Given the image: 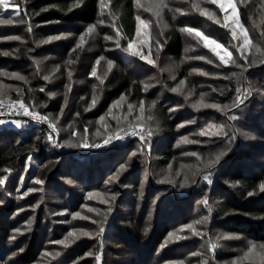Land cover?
<instances>
[{
  "label": "rangeland",
  "instance_id": "rangeland-1",
  "mask_svg": "<svg viewBox=\"0 0 264 264\" xmlns=\"http://www.w3.org/2000/svg\"><path fill=\"white\" fill-rule=\"evenodd\" d=\"M231 2L236 5L237 15L239 16L241 24H243L244 28L247 30L249 40L251 41V45L246 51V55H248L250 62L253 53L256 52L255 46L259 45L261 49H264V0H231ZM27 3H29V0H26V2L25 0H10V7L8 9L0 8V13H3V15H0V19H12L14 21L20 19H24L26 21L29 20L30 14L27 13V16L25 15V11L28 12ZM105 3L107 7L103 12H100L99 19L95 23V30L91 34H85V42L81 44L80 47L76 46L80 35L75 36V33L73 32L61 33L63 34H60L61 39L56 41H51L44 44L37 43L39 40L46 39V37L49 36L46 32L48 27L36 23L31 18L30 22L33 25V29L31 32L27 31V23L0 25V37L17 35L20 36L21 40L19 41L30 42L32 48H36L35 54H38L37 57H34L36 56L35 54L34 56L31 54L29 56V58L33 61V65H36V60H41V64L39 67H35L34 65V67L37 68L38 71L37 69H30L28 70V73H19L27 78V82L18 80L17 78L12 76L4 75H0V82H3L4 85L11 86L6 89V96L11 95L9 92H17V89H21L23 93V89L27 87L28 92H30L32 95L33 101L35 102V98L39 95V101L44 107H47L49 109V113H46L45 115L51 114L50 119L54 121L55 118L59 116V121L57 122L59 135L56 137V139L58 140L60 145H63L64 141L70 138L72 131L77 132V137H71L73 140H76L78 137L84 134L83 129L79 127V123L77 121L78 116L76 115V106H78V104H80L81 101L84 100L85 90L91 88L92 98L90 102L85 105V108L88 109L87 112L94 113V116L91 117L90 125L89 127H87V137L89 143L95 142L103 144L104 135L107 134L105 132V129L103 128V123H107L109 125V129L107 131H114L117 127L116 118L121 120L120 126L125 127L128 122H135L136 116L139 115V105L131 103L126 95H123L125 97V100L120 102L119 107L114 106L113 101L119 100L121 96L114 99L107 106L101 103L103 89L104 87H106L104 85L107 81L109 73L113 68H115V61L112 58L119 57L121 62L127 64V67L133 68L134 71L142 74L141 80H143V86L144 84H150L151 87L147 92L152 93L153 91H157L156 98L162 97L161 99H164V96H166V94L171 93L177 97L181 96L183 97V100H186L184 104L178 100L181 104L176 101L177 103H174V106L170 107L173 109L172 112L174 116H179V118L181 119L184 118L179 122V124L183 126L176 129L177 134L174 137L175 141L173 144V150L175 152L173 153V159L170 162L172 176L175 178L176 183L180 184V182L183 180L185 171H187L188 169L194 170L195 166L201 164L202 160H206L210 158L211 155L218 154L220 151H225V153L227 154L229 151L233 150L234 147L236 148L239 142L237 140V135L231 143H229L228 139L226 138L217 139L199 135V130L205 127L208 123H225L227 125H230L227 118L230 115H233V112L237 110L236 108L228 109V115L226 116L218 109L204 108L197 110L192 107V104L200 99V94L202 92L207 94L204 97L205 103H216L212 101V97L216 95V92H223V88L218 87L219 84H216L212 79L209 78L212 76H210V74L208 76H204L203 72H206V70L213 73L215 72V76L219 77V70L226 75H230V73L233 72L239 73L242 71V69L237 66L238 64L244 62L240 57V45L243 43L242 35L240 34L239 30H237V36L233 37L231 30L224 26V17L226 14L228 16H231L232 8L226 7V9H222L220 7V3H224L227 6L229 0H219V2L217 3H212V0H139V4L143 5V7L137 6L138 16L140 17L141 21L145 22L146 27L145 24L140 25V36L137 37L136 34L133 41L135 43V47L141 50L144 55L149 57V59L155 61L154 64H150L146 60H141L137 56H133L130 53L124 52L123 49L127 47V43L129 40H124L121 34L119 48L116 47L115 39H105V36L115 37L117 29L115 20L112 19V14H110L111 11L109 0H105ZM193 3L200 4V7L202 9L207 8L208 11L212 13L216 19H210L209 17L204 16L201 12L192 8ZM156 5H167V7L156 9ZM150 7L153 8L154 11H149L148 9ZM243 7H247L250 13V21H248V23H245L241 16V9ZM21 9H23V11H21ZM166 9L169 10L174 20L184 19L183 21H186L180 24L181 29L195 28L192 26V20L194 19L191 18L192 16H198L203 22L202 27L195 28L199 32L203 33V36H189L187 32H182L184 36L185 47H187L188 45H194V47H192L187 53L184 51V59L181 62H174L173 59H168L162 49H160L159 57H157L158 45L155 43V41L157 39H159L160 41L162 40L161 32H164L167 28L165 20ZM177 9H181V11H176ZM155 10H160L159 17L155 15ZM17 11H19V16L16 15ZM100 19H103L105 21L104 24L98 23ZM217 21H219V23H217ZM138 23L139 21H137V24ZM227 23H231V20H229ZM113 24H115V28L112 27ZM87 25L83 26L81 33L85 32ZM219 28L226 29L230 32L231 37L228 45H223L218 42L216 38V31L219 30ZM18 29L21 30L20 32L16 33ZM204 36L208 37L206 43L203 41ZM17 42V40L0 39V49H2L3 53L9 52L12 55L16 56V54L14 53L17 51ZM61 43L65 45L69 44V49H67L65 53L56 51L63 50V47L56 45ZM212 48H217L220 55H223L229 59V63L224 64L223 62H221L219 56L212 51ZM76 49H78L79 51H83V60L79 61L76 58V55L73 54ZM225 49H227V51H225ZM199 52L204 53L202 55H199L197 54ZM228 53H231L230 57L228 56ZM185 56H203L205 57V59H185ZM43 57H48V59L44 60ZM101 57H103V59H100L99 64H97V59ZM70 60L74 61V63H68V61ZM109 60L113 61L111 70L108 69L107 65V61ZM209 60H211L212 63H208ZM231 60H236L237 65H233L231 63ZM212 64L214 66H211ZM56 65H59L60 67L56 69V71H53V69L56 68ZM93 66L96 67L95 76L91 75ZM262 67L263 65H258L247 69V71H245V77H247V79H241L240 81H237L235 79L238 87H248L249 84H251L254 90H262L259 91V93L261 92L264 97L263 89L260 87L256 88L254 86L258 84V79H252V81L250 79L251 72ZM183 68L187 69L190 81L195 82L194 87L188 86L185 80H183V85L180 84L182 80L178 78V74L180 69ZM161 69H164V71H161ZM192 69H200L201 71L193 72ZM0 70L6 71L5 68ZM69 70L72 71L71 80H69V77L67 75ZM7 72L11 73L12 71L8 69ZM34 72H39L42 78L38 84L39 87L36 88H32L30 86V81H32L31 78H33L32 74ZM45 75L50 76L49 81H45L43 79V76ZM172 76H175V79H172ZM101 78H103L102 84L100 82ZM69 83H71L72 87L71 90L67 92L68 103L67 105H65L64 95L67 91L66 85H68ZM94 85L96 86L95 89L93 88ZM165 85H167V87H165ZM177 86H180L182 91L173 93L171 91V88ZM163 88H165L166 91H159ZM41 89H43V91H41ZM254 90L247 99L252 98L256 94V91ZM189 91H192L191 96H187V93ZM49 93H56V95L49 96ZM94 95L98 97L96 104L93 107H89V105L92 103ZM129 104L133 105V111L131 114H128ZM219 104L223 106L224 104H230V102L225 101ZM243 104H241L240 106H242ZM28 106L29 109H37V107H33L31 105ZM109 107H112L111 115H107ZM57 108L60 110L56 114L55 110ZM62 108L63 113L61 114ZM190 110L191 112H189ZM126 114L128 116V120L124 121L123 117ZM145 115L146 113L144 112V117L146 118L147 116ZM100 116H105L104 122L99 121ZM186 120H192L195 121V123L185 124L184 121ZM4 121H7V123L0 124L1 126L16 125L13 123L15 119H4ZM28 125L34 126V124L30 122H27L26 124H23L21 126H16L18 128L24 129ZM70 125H72L71 128L69 127ZM97 128H99L101 131L100 136L96 135ZM232 128L233 126L228 129L230 135ZM49 131L50 130H48V132ZM181 136H187L189 140L200 142L177 145L176 141ZM135 139L140 141L138 137L132 136L126 141L127 143L124 141L122 142L123 144L121 143L122 145L119 144L117 147H128V142H132ZM139 147H141V145L139 144H136L135 148L132 149L130 147L125 149L124 147L123 154L125 155L128 153L127 157L129 156L130 158L132 157L131 154L133 152H137V155H140L142 157V153L137 151ZM64 148L68 150H80L82 153L87 154L98 153L93 150L91 151V148L68 147L66 145L64 146ZM153 148L154 146L151 148V150H153ZM149 152L151 151L149 150L147 154ZM182 153H197L198 155H182ZM149 155L151 156L150 153ZM225 156L226 155L222 157L220 163L213 170V183L209 185V187L214 186L215 179L222 165L221 162H225L223 161ZM112 163H114V161ZM112 163H107V172H105L101 178V185L103 184V186L101 188H93L89 191H86L84 188H82V186L86 184V181L83 180L82 183L80 179L76 178V175L80 173V169H75L74 167L72 170H66L65 174L59 178L58 182H54L51 184L44 182V184L41 185L36 183V180L40 179L38 177H34V173L27 176L24 173L21 178H18L16 180L7 175L8 180L4 185L0 186V200L4 201L3 204H0V264H55V261H57L58 258L63 255L69 248L81 244L82 242L84 244L85 242H89L92 244L97 239H99V237H81L79 240H74V242L68 246L54 243L55 241L63 240L64 237L67 236L73 228L86 229L89 231L98 230L99 225L93 223V221L102 220L103 217L97 212H91L89 209L96 208L100 210L101 213L107 210L109 205L104 204L102 201L103 199L109 198V194L111 192H117L115 186L119 185L122 174L126 171L125 170L120 173V180L118 182L107 184L106 181H108V179L116 173L113 172L111 173V175L107 174L108 170H110L113 166ZM182 165L187 167L182 168ZM28 166L29 162L26 166V170L28 169ZM168 166L159 168L158 175H160V177L157 178L159 182L168 183L167 181L162 180V170L167 169ZM178 169L181 172L180 175H176V171ZM2 176H4V174L0 175V177ZM196 180V184L189 183V185L180 188H188L192 186L196 188L198 183L205 185L207 184L201 176H197ZM69 181H71V183H69ZM28 187H33L40 190L29 193L28 196L24 197L22 194L23 192L27 191ZM89 192L97 193L100 195L94 198H88ZM189 193L190 191L186 189L181 192V195L183 197H186L189 196ZM75 194H81V196L83 197V202L81 200L74 201V197L70 199L71 195L75 196ZM208 199L211 203L209 197ZM42 204H45L46 206V210L44 211V219L47 220V222L45 224V221L43 220V227L41 229L42 237H40L39 239L40 249L33 260L28 262H22L21 260L18 261L16 258L14 259V249L19 245L27 232H30L35 227L36 214ZM194 204L196 206H194V209H192L193 212L195 211V214L192 215L193 217H191L188 222L174 225V227L171 229V232H173L174 235L169 239V243L163 248H168L167 251H170L169 253H167L166 257L171 255L170 248L172 246L179 247L180 245H183L182 249H177L178 251L176 252L179 253L177 254V256L172 255L168 259H164L161 261V263L158 264H176V262L179 261H183V264H199L200 260L208 259L207 246L201 247V245L205 244L208 235L213 236L214 241L218 243V249L215 253V264H229V262L233 260H236L237 264H259V261L255 258L252 260H242L237 258L242 257L244 251L247 250L248 241H252L257 245L264 242L250 240L249 238H245L242 235L226 232L224 230H221L218 233H216L215 231L211 233L210 227H212L213 224L211 215L210 220L207 224L194 225V227H196L198 230L205 231L206 235L203 237L195 236L194 234H192L190 229L183 228L184 224H190L193 221L200 220L202 217L209 215V213L205 212V210L203 209L204 207L201 198L196 200ZM34 205L35 207H33ZM85 205H87V207H85ZM67 206L74 207L71 210V208L69 209ZM65 209H67V211H65ZM74 212H80L81 216L73 217L72 213ZM115 214L116 213L113 204V212L109 216L108 225L106 226V228L110 226L112 216H114ZM83 217L90 218L84 219ZM29 220L32 221L30 226L28 224ZM64 225L66 227H63ZM15 228H20L21 233H13V229ZM169 232H167V234L163 237L161 244L164 242ZM13 235L16 236L15 239H12ZM217 236H220L221 238L219 240H216ZM104 237L105 235L102 238L103 256L107 249L105 246L106 239ZM176 237H181V239L177 240ZM160 245H158L156 250V252H159L158 254H160L163 250L160 248ZM108 251V254H111V256H114L115 258L123 259L126 258V255L127 257L130 256V254H123V256H121L122 252L113 253L112 249ZM256 251H259V247H257ZM89 252H91L92 255H84L80 258V261L78 263L85 264V261L88 260V264H97L93 250H90L87 253ZM192 252H201L204 253V255L192 256L190 255ZM48 253H51V255H48ZM57 253H59V255H57ZM218 255H222L225 260L221 261L219 258H217ZM175 257L177 258L173 259Z\"/></svg>",
  "mask_w": 264,
  "mask_h": 264
},
{
  "label": "trees",
  "instance_id": "trees-1",
  "mask_svg": "<svg viewBox=\"0 0 264 264\" xmlns=\"http://www.w3.org/2000/svg\"><path fill=\"white\" fill-rule=\"evenodd\" d=\"M74 3L76 0H29L27 13L30 14L29 17L33 21L48 27L47 35L73 32L75 36H78L81 34L83 26L97 22L101 10L99 0H84L82 5L78 4L73 8L71 6ZM136 4V0H109L111 14L116 16L115 23L124 40H133L136 35L137 20L135 17L138 16ZM41 9L44 10L41 11ZM241 16L245 23L250 21L247 7L241 9ZM191 18H194L192 20L193 27L203 26V22L198 16ZM165 20L167 28L160 41L164 45L162 51L168 59L181 62L184 59L185 41L180 24L186 21H183L184 19L174 20L167 9L165 10ZM20 30L18 29L16 33ZM230 37L231 34L226 29L219 28L216 31V38L223 45H228ZM56 45L63 47V50H56L60 53H65L69 49V44ZM35 49L27 41L17 42V51L14 53L16 56L12 54L4 56L0 49V69L5 68L6 72L9 69L17 73H28L30 69H37L35 64L34 67L32 59L29 58L30 54L34 56ZM203 53L197 54L202 55ZM73 54L79 61L83 60L82 50L76 49ZM35 55L34 57H37L38 54ZM112 59L115 61V68L108 75L101 103L107 106L121 95H126L131 103L139 106L140 101L143 100L144 108H146L145 116L153 115L155 117L152 122L151 148L153 146L154 148L153 150L150 148L151 156L149 153H142V157L136 155L130 159L129 156L127 157L128 153L123 154L124 147L132 149L136 144L143 145L144 142L137 139L129 141L128 147L106 148L96 154H87L80 150H58L46 139L48 129L44 126L28 125L21 129L16 125H0V175H8L16 180L21 178L24 173L26 176L34 173V177L51 184L58 182L66 170H72L74 167L80 169L76 178L80 179L82 183L83 180L86 181L82 188L89 191L103 186L101 178L107 172V163L114 161L107 173L111 175L117 171L121 163L126 162L127 169L122 174L119 185L115 186L120 195L114 202L116 214L112 216L111 224L106 228L104 234L107 249L102 264H158L172 255L177 256L179 253L176 251L182 249L183 245L172 246L170 248L171 255L167 257V253L170 252L167 251L168 248L158 254L157 247L174 225L188 222L193 217L195 211L193 212L192 209L196 206L195 201L199 198L202 200L205 195L210 198L213 205L210 214L213 221L212 227H210L211 233L224 230L242 235L250 240L264 242V191L259 189L260 183L264 181V97L261 92L259 93L262 90H254L256 94L245 100L244 104L233 112V115L237 117L236 120L227 118L230 125L239 130L237 132L239 142L236 148L234 147L224 157L223 161L225 162L219 169L214 186L209 187L207 184L198 183L196 188L193 186L180 188V184L159 182L157 178L160 177L158 175L159 168L167 167L173 159L175 152L173 144L177 134V125L184 119L174 116L169 109L174 106V103H177L176 101L179 100L184 104L186 100L171 93L164 96L166 99H161L162 97L156 98L157 91L145 92L143 83H141L143 81L141 80L142 74L127 67V64L121 62L119 57ZM206 72L212 76L209 77L210 79L219 84L218 87L223 88V92H216L212 101L231 103L236 96L235 89L238 87L235 78L225 79L229 74L226 75L220 70L219 77L215 76V72L207 70ZM32 75L30 86L32 88L39 87L38 84L42 79L40 73L34 72ZM178 76L179 79L185 80L188 86H195V82L189 79L187 69H180ZM250 79L251 81L258 79V84L254 86L260 87L264 91V65L260 69L253 70ZM164 90L165 88L159 91ZM9 93L11 95L6 97L23 99L25 104L37 107L34 111L44 115L49 113V109L39 101V95L35 98V102L33 101L27 87L23 89L22 95L13 91ZM84 94V100L76 106V112L80 113L77 121L83 130L85 127H89L91 117L94 116V113L85 111V105L92 98L91 88L86 89ZM152 100H156L154 108L150 107ZM179 101L178 103L181 104ZM59 110L58 108L55 110L56 114ZM29 157H31L30 160ZM28 162L29 166L26 170ZM8 168L12 169L11 173L6 172ZM237 181L239 183H236ZM233 184L236 186L233 187ZM186 189L190 191L189 196L183 197L181 192ZM253 189L256 190L254 195L248 196L247 193ZM81 194L71 195L70 199L74 197V201H82ZM67 207L72 210L74 206ZM203 207L208 213L207 208L204 205ZM45 210L46 206L42 204L36 214L35 227L33 226L34 228L27 232L14 249L16 253L14 259L28 262L36 257L40 249L39 239L42 237L43 220L45 224L47 222L44 219ZM145 227L149 229L147 233L144 232ZM100 243L101 238L92 244L82 242L69 248L55 261V264H73V261L78 263L80 261L78 258L83 257L88 251L93 250L96 254L100 250ZM21 248L23 251H19ZM110 249L113 253L122 252L121 256L123 254H130V256L126 255V258L123 259L115 258L108 254ZM217 258L221 261L225 260L222 255H218ZM85 264H88V260L85 261ZM209 264H215V260H209Z\"/></svg>",
  "mask_w": 264,
  "mask_h": 264
},
{
  "label": "snow or ice",
  "instance_id": "snow-or-ice-1",
  "mask_svg": "<svg viewBox=\"0 0 264 264\" xmlns=\"http://www.w3.org/2000/svg\"><path fill=\"white\" fill-rule=\"evenodd\" d=\"M26 2V0H25ZM84 2V0H76V3H74L71 7H76L78 4L82 5ZM219 2V0H212V3H217ZM137 6L138 7H143V5L139 4V0H136ZM99 5H100V10L101 12L104 11V9L107 7L105 0H99ZM10 7V0H0V8L3 9H8ZM156 9H161L162 7H167V5H156L155 6ZM220 7L222 9H226V7H230L232 8V14L231 16H228L227 14L225 15L224 19H225V27L229 28L231 30L232 36L236 37L237 36V30H239L240 34L242 35V40L243 43L240 45V57L242 58V60L244 62L240 63L237 65V61L236 60H231V63L233 65H237L238 67H240L242 69L241 72L239 73H230L229 76L225 77V79H232L235 78L237 81H240L241 79H247V77H245V71H247V69L252 68L254 66H258V65H264V49H261L259 47V45L255 46L256 47V52L253 53L252 55V59L249 62V58L248 55H246V51L247 49L250 47L251 45V41L249 40V36H248V32L247 30L244 28L243 24H241L239 16L237 15V9H236V5L234 3L231 2V0H229V3L227 4V6L224 3H220ZM192 8H194L195 10L201 12L204 16L209 17L210 19L215 20V16L210 13L208 11L207 8H201L200 4L198 3H193L192 4ZM44 9H41V11H43ZM149 11H154L153 8H149ZM21 11H23V9H21ZM176 11H181V9H177ZM111 14V13H110ZM0 15H3V13H0ZM17 16H19V11H17L16 13ZM25 15L27 16V12L25 11ZM155 15L157 17L160 16V10H155ZM112 19L115 20L116 16H112ZM135 19L137 21H139V23L136 26V34L137 37L140 36V25L141 24H145L144 21L140 20V17L137 16L135 17ZM229 20H231V23H227ZM104 20L100 19L98 21L99 24H104ZM13 23H18V24H25L27 23V31L31 32L33 29V25L30 22V18L29 20H24V19H20V20H12V19H0V25H8V24H13ZM217 23H219V21H217ZM113 28H115V24L112 25ZM146 27V24H145ZM96 28L95 24H89L87 25L85 32L80 34V38L77 41V47H80L81 44H83L85 42L84 37L85 34H91ZM182 32H187V34L189 36L195 35L196 37H200L203 36V33L199 32L197 29L195 28H182L181 29ZM63 35V34H61ZM61 35H49L46 37V39H41L39 40L37 43L39 44H44L47 42H51V41H56L61 39ZM70 35V34H69ZM161 35H163V32H161ZM0 39H7V40H21L20 36H8V37H0ZM106 40H113L115 39L116 42V47L119 48L120 47V30L117 28L116 29V36H105ZM208 40L207 36L203 37V41L206 43ZM155 43L157 45H159V48H157V57H159V52L160 49L163 48V44L160 43V40L157 39L155 41ZM192 47H194V45H188L187 47H185L184 51L187 53ZM124 52L126 53H130L133 56H137L139 57L141 60H146L148 63L150 64H154L155 61L149 59L148 56L144 55V53L139 50L137 47H135V43L133 40H129L127 43V47H125L123 49ZM212 51L216 53V55L219 56L220 60L224 63V64H228L229 63V59L223 55H220L219 51L217 50V48H212ZM225 51H227V49H225ZM259 54V55H257ZM4 56H9L11 55V53L9 52H4L3 53ZM228 56H231V53H228ZM44 60L48 59V57H43ZM100 59H103V57L97 59L96 63L99 64ZM185 59H200L203 60L205 59V57L203 56H199V57H190V56H185ZM68 63H74V61H68ZM208 63H212L211 60L208 61ZM41 64V60H36V65L37 67H39ZM107 65H108V69L111 70L112 66H113V61L109 60L107 61ZM60 66L56 65V68L53 69V71H56V69H58ZM161 71H164V69H161ZM193 72H197V71H201L200 69H192ZM0 75H4V76H12L17 78L18 80L21 81H25L27 82V78L17 72H6L3 70H0ZM69 80H71L72 77V71L69 70L67 73ZM91 75L95 76L96 75V67L93 66L92 71H91ZM204 76H208L209 73L208 72H203ZM43 79L45 81H49L50 80V76L49 75H45L43 76ZM172 79H175V76H172ZM101 84L103 83V78H101ZM143 83V82H141ZM184 81L182 80L180 82L181 85H183ZM9 87H11L10 85H4L3 82H0V109H5L7 112H21L23 113V115L29 116L32 119L36 120L37 122H47V124L49 125L50 131L47 134L46 139L48 141H50L53 145H56L58 143L56 137L59 135V129L57 127V122L59 121V116H57L55 118V121L50 119V115H40V113L32 110H29V106L27 104L24 103L23 99H18L15 101H12L11 99H5L6 97V89H8ZM71 83H69L68 85H66V89L67 91L65 92L64 95V104L67 105L68 103V94L67 92L71 90ZM95 85L93 86V88L95 89ZM144 91L147 92L148 89L151 87L150 84H144ZM165 87H167V85H165ZM253 88L251 86V84H249L248 87H237L235 89L236 92V96L233 98V100L231 101L230 104H224L223 106L219 103H205L204 102V97L207 95L206 93H201L200 94V99L197 100L195 103L192 104V107L199 110V109H204V108H211V109H218L220 112L224 113L226 116L228 115V109L230 108H236L238 109L239 106L241 104H243L245 102V100L252 94L253 92ZM41 91H43V89H41ZM171 91L173 93H177V92H181L182 89L180 86L177 87H173L171 88ZM215 91V89H214ZM17 92H19L22 95V90L21 89H17ZM223 95V93H221ZM56 93H49V96H55ZM192 95V91H189L187 93V96H191ZM98 97L97 96H93L92 99V103L89 105V107H93L96 104ZM125 100V97L123 95H121L120 99L117 101H113V105L119 107L120 106V102ZM156 105V100H152L151 101V105L150 107H155ZM88 109L85 108V111H87ZM133 111V105L129 104L128 105V114H131ZM169 111H173V109H169ZM144 112H145V108H144V102L143 100L140 101V106H139V115L136 116L135 122H128L126 124L125 127H121V120L117 119V127L114 131H107L109 129V125L107 123H103V128L105 129V132L107 133L106 135H104V139H103V145H109L111 144L113 141L115 140H123L128 136H135L138 137L140 141H143V145H141V147H139L137 149L138 152L141 153H147L150 148H151V140H152V136H153V125L152 122L155 120V117L153 115H148L146 118L144 117ZM63 113V108L61 109V114ZM112 114V107H109L107 115H111ZM77 116L80 115L79 112L76 113ZM115 118V117H114ZM230 120H236L237 117L235 115H231L228 117ZM124 121L128 120V116L127 114L123 117ZM105 120V116H100L99 121L100 122H104ZM7 123V121L4 120H0V124H5ZM14 124H16L17 126H21L23 124H26L27 121H21L19 119L13 121ZM185 124L188 123H195V121L192 120H186L184 121ZM183 125L178 124L177 128L182 127ZM70 128L72 127V125L69 126ZM231 126L227 125L225 123H208L205 127L201 128L199 130V135L201 136H205V137H209V138H226L228 139L229 143H231L237 135V132L239 131L238 129H235L234 127L232 128L231 131V135L229 133V128ZM84 134L80 137H78L76 140H73L71 137H77V132L76 131H72L71 132V136L68 140L64 141L62 146H68V147H83V148H99L102 147L101 144L99 143H95V142H91L89 143L88 141V137H87V132L88 129L87 127L84 128L83 130ZM96 135L100 136L101 135V131L99 128H97L96 130ZM200 141H194V140H189L187 136H181L177 141L176 144L180 145V144H191V143H199ZM132 157H135L137 155V152H133ZM182 155H191V156H197V153H182ZM226 155L225 151H220L218 154H214L211 155L210 158L206 159V160H202L201 164H198L195 166V169H188L187 171L184 172L183 175V180L180 182V186L184 187L189 185V183L191 184H196L197 180L196 177L197 176H201L202 179L207 183V185H211L213 183V170L215 169V167L220 163L222 157ZM31 159V157H29V160ZM131 159V157H130ZM182 168H185L187 166H181ZM126 170V163H121L119 165V168L117 169L116 173L113 174L108 181H106L107 184H111L113 182H118L120 180V173ZM7 173H11L12 169L8 168L6 169ZM163 175H162V180L167 181L168 183H172L175 184L176 180L175 178L172 176L171 173V164H169L168 168L165 170H162ZM181 172L178 169L176 171V175H180ZM8 180V176L4 175L2 177H0V186L4 185L5 182ZM36 183L38 184H44V180H36ZM69 183H71V181H69ZM236 183H239L238 181ZM236 185L233 184V187H235ZM259 189L261 191H264V181H262L259 185ZM40 189L37 188H33V187H28L27 191L23 192V196L26 197L29 195V193H33L36 191H39ZM255 189H253L252 191H249L247 193L248 196H253L255 193ZM100 194L97 193H93V192H89L88 193V198H94L96 196H98ZM120 194L118 192H111L109 194V198L103 199V203L109 205V207L107 208L106 211L104 212H100V210L96 209V208H91L89 209L91 212H97L98 214L102 215V220H97V221H93V223H96L99 225L98 230H94V231H89L86 229H75L73 228L67 236L64 237L63 240H58L55 241L54 243L56 244H62L65 246H68L70 244H72L74 242V240H79L81 237H99L101 238V243H100V250L95 254V259L97 261V264H101L102 260H103V241L102 238L104 236V233L106 231V226L108 225V219L109 216L112 214L113 212V204L116 201L117 197ZM141 195H143V192H141ZM19 198V197H18ZM4 201L0 200V204H3ZM202 204L207 208V211L209 213V215H206L204 217H202L200 220H196L193 221L190 224H184L183 228L185 229H190L192 234H194L195 236H200L203 237L206 235L205 231H201L198 230L196 227H194V225L197 224H207L210 220V214L213 210V205L209 202V199L207 197V195H205L202 199ZM35 207V205L33 206ZM85 207H87V205H85ZM65 211H67V209H65ZM73 217H80L81 213L80 212H74L72 213ZM84 219H89L90 217H83ZM32 221L29 220L28 224L29 226L31 225ZM149 231L148 227L144 228V232L147 233ZM13 233L15 234H20L21 233V229L20 228H15L13 229ZM173 232H169L167 237L165 238L164 242L160 245V248L163 249L168 243H169V239L173 237ZM224 235H231V234H224ZM16 236L13 235L12 239H15ZM221 237L217 236L216 240H219ZM177 240L181 239V237H176ZM207 246L208 248V259H202L199 261V264H209V260H215V253L218 249V243L214 241L213 236L208 235L207 239L205 241L204 245H201V247H205ZM257 247H259V251H256ZM19 251H23V249L21 248ZM13 255L15 256L16 253H13ZM48 255H51V253H48ZM57 255H59V253H57ZM88 255H92L91 252L89 253H85V256ZM190 255L192 256H201L204 255V253L201 252H192ZM257 259L259 261V264H264V243H261L259 245H257L256 243L252 242V241H248L247 242V250L244 251L243 256L242 257H238L237 259H242V260H252V259ZM80 259V258H78ZM73 264H76V261H73ZM176 264H183V261H179L176 262ZM229 264H237L236 260L230 261Z\"/></svg>",
  "mask_w": 264,
  "mask_h": 264
},
{
  "label": "built area",
  "instance_id": "built-area-1",
  "mask_svg": "<svg viewBox=\"0 0 264 264\" xmlns=\"http://www.w3.org/2000/svg\"><path fill=\"white\" fill-rule=\"evenodd\" d=\"M5 99H11L12 101H15V100H18L14 97H5ZM30 110V109H29ZM32 111V110H30ZM39 113V112H38ZM40 115H44L42 113H40ZM0 119L4 120H11V119H19V120H24V121H27V122H31L33 123L34 125H39V126H44L46 127L48 130H50L49 128V125L47 124V122H37L36 120L32 119L31 117L29 116H26V115H23V113L21 112H7L5 109H0ZM132 136H128L126 137L125 139L123 140H115L113 141L111 144L109 145H102V147H99V148H91L90 150L92 151H95V152H100L106 148H115L117 147L119 144H121L122 142H126L129 138H131ZM58 141V140H57ZM55 147L60 150V151H66V149L64 148V146H60L59 142L55 145Z\"/></svg>",
  "mask_w": 264,
  "mask_h": 264
},
{
  "label": "water",
  "instance_id": "water-1",
  "mask_svg": "<svg viewBox=\"0 0 264 264\" xmlns=\"http://www.w3.org/2000/svg\"><path fill=\"white\" fill-rule=\"evenodd\" d=\"M221 164H223V162H221Z\"/></svg>",
  "mask_w": 264,
  "mask_h": 264
}]
</instances>
